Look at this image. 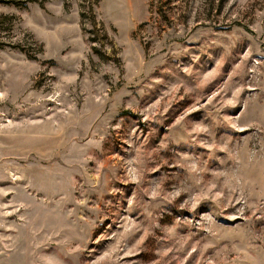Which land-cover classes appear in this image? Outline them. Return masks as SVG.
<instances>
[{"label": "rangeland", "instance_id": "1", "mask_svg": "<svg viewBox=\"0 0 264 264\" xmlns=\"http://www.w3.org/2000/svg\"><path fill=\"white\" fill-rule=\"evenodd\" d=\"M0 264H264V0H0Z\"/></svg>", "mask_w": 264, "mask_h": 264}, {"label": "trees", "instance_id": "2", "mask_svg": "<svg viewBox=\"0 0 264 264\" xmlns=\"http://www.w3.org/2000/svg\"><path fill=\"white\" fill-rule=\"evenodd\" d=\"M94 38V37H93ZM92 40H94V39H92Z\"/></svg>", "mask_w": 264, "mask_h": 264}, {"label": "bare ground", "instance_id": "3", "mask_svg": "<svg viewBox=\"0 0 264 264\" xmlns=\"http://www.w3.org/2000/svg\"><path fill=\"white\" fill-rule=\"evenodd\" d=\"M17 178H18V177H17ZM17 178H16V179H17Z\"/></svg>", "mask_w": 264, "mask_h": 264}]
</instances>
